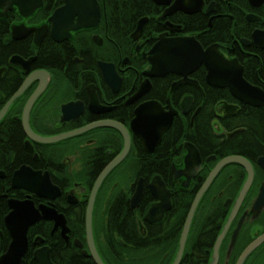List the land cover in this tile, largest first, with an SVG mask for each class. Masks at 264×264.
Instances as JSON below:
<instances>
[{"label":"flooded vegetation","instance_id":"obj_1","mask_svg":"<svg viewBox=\"0 0 264 264\" xmlns=\"http://www.w3.org/2000/svg\"><path fill=\"white\" fill-rule=\"evenodd\" d=\"M68 1L0 0V114L28 83L0 122V258L13 241L5 219L15 200L63 217L29 228L21 264H39L35 254L43 248L52 264H98L94 251L103 264H264V144L256 136L251 150L233 143L245 136L240 122L264 107L210 85L205 65L188 76L195 83L174 73L145 75L149 52L162 38L191 37L204 50L217 45L225 60L243 68L247 83L264 91V39L258 35L264 3L148 0V12L133 29L115 31V0H96L95 8L86 0H74L73 7ZM83 10L91 27L54 35L56 14L65 23L67 13L76 12L77 23ZM152 101L165 114L176 113L149 152L132 124ZM67 135L54 143L38 140ZM127 137L129 152L101 184L89 232L93 191ZM187 144L201 160L196 172L186 170ZM234 157L247 164L219 166ZM27 170L47 175L55 198L19 188L14 178Z\"/></svg>","mask_w":264,"mask_h":264},{"label":"water","instance_id":"obj_2","mask_svg":"<svg viewBox=\"0 0 264 264\" xmlns=\"http://www.w3.org/2000/svg\"><path fill=\"white\" fill-rule=\"evenodd\" d=\"M68 2L71 4L70 7L77 6V3L74 0H69ZM85 2L89 7H97L96 0H86ZM155 2L158 4L161 3L159 0H155ZM258 2L264 3V0H258ZM83 5L84 4L82 3L81 6ZM82 13L83 15L79 17L77 23H74L73 21L76 12L71 11L67 13L65 23L60 21V15L56 14L51 19L54 22V35H56L57 32L61 34L65 33V31L67 33L69 31L78 30L83 27H89L90 25H88V22H91L89 17L90 14H86L85 10H83ZM97 20L98 19H96L94 22L97 23ZM141 23L143 24V22ZM60 25L66 26L61 27ZM258 35L260 39H264V32H259ZM260 47H263V45H260ZM148 59L151 65V70L145 73L148 78L164 77L170 73H174L184 77L182 82L195 83L194 81L189 80L188 76L197 70L198 67L205 65L208 70L207 80L210 85L218 88L228 87L232 95L241 102L253 107H264V91L247 83L243 78V68L236 60H225V58L220 54L217 45L204 50L195 38H162L149 52ZM27 85L28 83L8 103L6 109L2 112V114H0V122L8 108L18 97L21 96ZM34 98L32 101H30V105L33 104ZM155 106H158V108ZM175 113L176 112H170L165 114L160 108V104L153 101L148 102L137 110V117L133 121L132 127L149 152H153L155 150L164 133L171 127ZM93 127L94 126L88 127L81 132L87 131ZM113 127L117 126L113 125ZM26 128L29 134H31L32 132L30 127L26 125ZM67 137H69V135L52 139L35 138L44 143H54ZM130 145V140L127 137L123 153L102 174L93 191L92 201L88 213L89 232H91L92 210L97 192L109 172L112 171L126 157L129 152ZM187 148L189 150V155L186 157V170L196 172V170H199L201 167L200 157L198 156L197 150L193 146L187 144ZM233 161L247 164L244 160L234 157L225 160L219 166L222 167L226 163ZM215 175L216 172L211 176L208 183L200 193L195 206L197 205L199 199H201L203 196ZM14 182L20 183V185H17L19 188H23L35 193L39 197L55 198L54 196H50V194L54 193L55 196L58 194L57 188L52 185L47 175L42 176L40 173H35L31 170H27V172L20 171L18 174H16ZM141 189L142 188L140 187L134 198V201H138L141 197ZM10 207L12 212L6 217L5 222L13 238V241L8 252L0 258V264H21L23 257L28 251L29 228L40 220L44 219L55 220L60 223L63 220V217L59 216L56 210L53 208H48L45 206H41L39 209L36 208L33 201L19 202L11 200ZM93 255L98 264H103L95 251L93 252ZM35 257L39 264H52L49 248L38 250L35 254Z\"/></svg>","mask_w":264,"mask_h":264},{"label":"trees","instance_id":"obj_3","mask_svg":"<svg viewBox=\"0 0 264 264\" xmlns=\"http://www.w3.org/2000/svg\"><path fill=\"white\" fill-rule=\"evenodd\" d=\"M147 6V7H146ZM114 14H115V31L121 30L125 27L127 29L134 28V21L141 15L148 12L149 2L148 0H115L114 1ZM240 126L246 128L244 131L245 136L238 138L235 142H242L247 145V149H254L252 147V142L254 136H256L260 144H264V108L257 109L254 114H249L246 119L240 122ZM234 148L233 150H235ZM259 152H262L263 147L259 146ZM3 216L4 213L1 212L0 208V228H3ZM118 261L123 263L124 259L122 256L118 258Z\"/></svg>","mask_w":264,"mask_h":264}]
</instances>
